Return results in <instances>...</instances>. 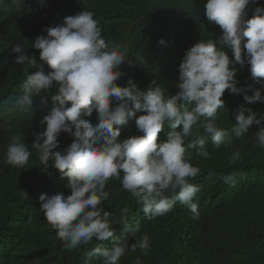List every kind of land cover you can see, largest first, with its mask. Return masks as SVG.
<instances>
[{"label":"clouds","instance_id":"clouds-1","mask_svg":"<svg viewBox=\"0 0 264 264\" xmlns=\"http://www.w3.org/2000/svg\"><path fill=\"white\" fill-rule=\"evenodd\" d=\"M12 2L21 6L25 0ZM255 2L207 0L206 17L222 29L221 47H217L216 40L209 39L188 49L179 65V91L167 97L166 90L155 82L146 90L140 89L131 78L126 87L118 86L116 82L123 75L119 67L133 60L128 58L126 48L116 50L106 42L102 27L91 11L65 17L61 24L49 28L46 36H38L32 43L31 47L39 50L40 60L50 69L47 72L37 65L34 57L26 54L24 46L13 47L16 64L37 69L23 82V95L16 105L19 111L31 112L36 96H39V106L47 107L48 99L42 93L57 87L56 94L51 96L50 110L41 120L46 129L36 135L31 147L39 154L43 172L47 173L51 167L68 178L70 195L39 196L40 209L57 230L65 249H78L93 239L103 242L112 238V247L93 249L94 258L102 259L103 264H119L128 251L139 250L145 256L149 253L150 238L147 234L136 238L141 225L129 223L132 213L128 207L121 212L125 235L114 236L112 213L100 207L109 199L106 185L111 179L120 181L122 189L136 199L146 218L162 217L179 202L191 211L193 219H199L198 204L194 202L199 187L190 181L200 175L201 169L190 162L191 152L186 153L188 138H192L187 145L189 149L198 157L210 159L206 147L208 137L218 149L231 145L233 137L240 139L256 123L259 125L256 143L264 148V122L251 109L238 110L235 115L238 123L231 130L217 125L218 110L224 109L221 97L225 90L232 94L245 91L236 86V64H249L255 83L261 86L254 88L252 95L245 94L244 100L264 102L261 94L264 90V8H255L252 18H246L247 6ZM224 48L231 50L234 60L229 59ZM111 97L118 101L115 106ZM138 110L146 114L135 117ZM94 111L99 121L95 124L87 119ZM134 117L142 135L118 139L120 126L127 125ZM165 124L171 130L167 139L158 143V133ZM201 130L204 136L200 135ZM62 132L70 134L73 142L63 151H54L59 147L58 137ZM101 139L104 143L97 146ZM31 156L28 145L14 136L7 147L5 163L23 168ZM240 158V151L236 150L229 164ZM223 181L231 184L234 177L226 175ZM130 238L135 243L129 244ZM135 264H143L139 256Z\"/></svg>","mask_w":264,"mask_h":264},{"label":"trees","instance_id":"trees-1","mask_svg":"<svg viewBox=\"0 0 264 264\" xmlns=\"http://www.w3.org/2000/svg\"><path fill=\"white\" fill-rule=\"evenodd\" d=\"M206 3L207 0H25L23 5L16 6L12 0H0V264H103L102 259L94 258L93 249L110 248L114 243L112 238L103 242L93 239L78 249H65L57 230L41 211V194H71L68 178L51 167L43 172L39 154L31 147L36 135L46 129L41 120L50 110L51 96L56 94L57 87L42 93L48 99L47 107H40L36 96L31 112L19 111L16 105L23 95V82L37 69L16 64L13 47L24 46L26 54L47 72L50 69L40 60L39 50L32 48V43L38 36H46L47 30L61 24L65 17L91 11L106 42L116 50L126 48L128 58L133 60L119 67L123 75L116 82L118 86L126 87L131 78L146 90L155 82L166 90L167 97L179 91V65L188 49L209 39L216 40L217 47H221L222 29L206 17ZM257 7L264 8V0L247 6V19L252 18ZM223 50L234 60L230 49ZM235 68L236 86L245 91L232 94L225 90L221 97L224 109L218 110L217 125L228 130L237 125L235 115L239 109H251L264 122V102L244 100L245 94L252 95L254 88L261 87L252 77L251 66L236 64ZM261 94L264 96V90ZM110 99L113 106L118 103L115 97ZM143 114L146 113L138 110L135 117ZM135 117L120 126L118 139L142 135L136 128ZM87 119L93 124L99 122L95 111ZM170 130L165 124L158 133V143L167 139ZM258 130L259 125L253 123L240 139L233 137L231 145L218 149L208 137L210 159L198 157L187 147L192 138L186 140V153L191 152L192 156L190 162L201 169L200 175L190 181L199 187L194 198L199 219H193L191 211L179 202L162 217L146 218L120 181L109 180L106 190L110 196L100 207L112 213L114 236L125 235L121 212L128 207L132 213L129 223L141 225L136 238L144 234L150 238L146 256L139 250L128 251L119 264H135L138 256L143 264H264V148L256 143ZM200 135H205L203 130ZM14 136H19L32 151L23 168L5 163L7 147ZM73 139L62 132L59 147L54 151H63ZM103 143L101 139L97 146ZM236 150L241 158L229 164ZM226 175L233 176L234 182L224 183ZM132 243L134 238L129 239Z\"/></svg>","mask_w":264,"mask_h":264}]
</instances>
